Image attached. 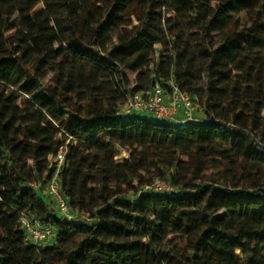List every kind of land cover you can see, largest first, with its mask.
<instances>
[{"label":"trees","instance_id":"obj_1","mask_svg":"<svg viewBox=\"0 0 264 264\" xmlns=\"http://www.w3.org/2000/svg\"><path fill=\"white\" fill-rule=\"evenodd\" d=\"M157 46L152 87L171 89L172 69L183 66L174 81L205 120L123 115L143 86L121 92L123 102L105 92L104 71L123 73L124 57L140 73ZM80 60L87 72L76 77ZM260 126L264 0H0V264H264ZM67 138L63 191L91 222L60 218L39 193ZM122 149L129 156L117 162ZM222 168L234 183L199 181ZM155 179L176 191L134 186ZM22 213L56 227L54 242H29Z\"/></svg>","mask_w":264,"mask_h":264},{"label":"built area","instance_id":"obj_2","mask_svg":"<svg viewBox=\"0 0 264 264\" xmlns=\"http://www.w3.org/2000/svg\"><path fill=\"white\" fill-rule=\"evenodd\" d=\"M171 89L156 83L146 92L129 93L119 107L123 115L152 116L169 123H186L196 121L197 102L191 94L184 92L175 81L170 82ZM57 171L53 178L44 184L42 194L49 200L46 202L57 215L64 220H74L78 213L73 210L68 197L64 194L59 171L64 165V146L55 156ZM41 186V185H39ZM175 192L176 187L162 179H155L150 184H145L140 192ZM21 225L27 233V240L32 244H51L59 231L54 226L41 224L33 215L21 214Z\"/></svg>","mask_w":264,"mask_h":264},{"label":"rangeland","instance_id":"obj_3","mask_svg":"<svg viewBox=\"0 0 264 264\" xmlns=\"http://www.w3.org/2000/svg\"><path fill=\"white\" fill-rule=\"evenodd\" d=\"M44 8L43 3H39L37 6L35 5L34 7H31L30 9H28L31 12H37L38 10ZM69 8H65L64 9V16H66L68 14ZM215 43H217L219 37L217 34H213L211 37ZM157 49V53L156 56L154 58V62L149 66L144 68L140 73L138 71H133L130 68L125 66V58L123 57L122 60L119 61L122 71L123 73L119 74L116 72H109V71H104V73L102 74L101 77V81L100 83H102L103 87L105 88V92L108 93H116V95H118V100L119 102H123L124 100V96L122 95V93L124 94V91H130L133 92L132 90L134 88H136L137 86H143L141 90H139V92H146L148 91L152 85H151V78H153V75H149V69H153L154 65L156 64V61L159 59L160 54H159V50H160V46L156 47ZM119 58V57H118ZM133 58H136V55L133 56ZM183 66H180L178 69H172V81L176 80L178 73L182 70ZM87 72V63L85 60H80L76 66L75 69V73L74 75L76 77H83ZM52 74H50L48 80L46 81L47 84H50L51 80H52ZM126 80V81H124ZM124 81V82H122ZM205 74H203L202 79L200 80H193V87L195 90H197V92H201V89L203 88L204 84H205ZM178 82V80H177ZM122 92V93H121ZM199 99V98H198ZM197 115H196V119L203 121L206 119V114L203 110V108L200 106L199 102L197 104ZM149 119H153L152 116H148ZM251 126V124H250ZM260 130H254V132L257 134L258 139L262 140L264 143V127L260 126ZM70 142V138L65 139L64 141V162H65V155L67 153V145ZM129 156V150L128 149H122L121 152L115 157L117 162L122 161L124 158H127ZM50 160H52L53 162L55 161V156H50ZM29 163H32V160L29 161ZM71 166H76L77 162L76 161H72L70 163ZM37 176V175H36ZM145 179L149 178V176L147 174H145ZM227 178H230L228 180L229 183H234L235 179L232 178V175L229 177L228 174H226L225 169H209L206 171V176L205 177H201L199 181L202 183L205 182H213L216 184H222L224 183V181L227 180ZM163 181H165L166 183H169L170 181L168 179H162ZM38 179L35 177H33L32 182L33 185L38 186ZM139 182L136 181L134 183V186H138V191L141 190V188L143 186H139L138 185ZM40 195H43L41 193V191H39ZM125 198L128 199H136L137 195L135 192H128L125 195ZM46 200H49L48 198H46ZM82 220L85 221H89L91 222V218H89V215L86 213H81L79 215H77L75 222H80ZM117 242L120 241V238H116L115 239ZM54 242V241H53ZM52 242V243H53ZM172 243H168L164 246L165 249L167 250H173V252L177 251L175 249H172ZM237 252H240L239 250H237ZM160 264V263H157Z\"/></svg>","mask_w":264,"mask_h":264}]
</instances>
